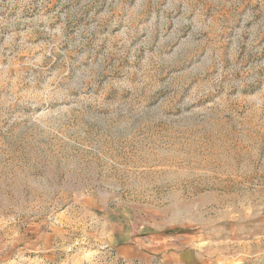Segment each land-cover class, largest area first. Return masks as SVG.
Returning a JSON list of instances; mask_svg holds the SVG:
<instances>
[{"label": "rangeland", "instance_id": "rangeland-1", "mask_svg": "<svg viewBox=\"0 0 264 264\" xmlns=\"http://www.w3.org/2000/svg\"><path fill=\"white\" fill-rule=\"evenodd\" d=\"M0 264H264V0H0Z\"/></svg>", "mask_w": 264, "mask_h": 264}]
</instances>
